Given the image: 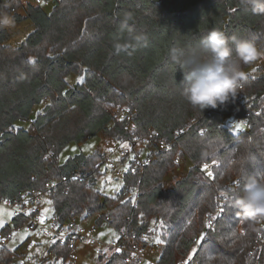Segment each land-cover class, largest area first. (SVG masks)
<instances>
[{
    "label": "trees",
    "instance_id": "16d2710c",
    "mask_svg": "<svg viewBox=\"0 0 264 264\" xmlns=\"http://www.w3.org/2000/svg\"><path fill=\"white\" fill-rule=\"evenodd\" d=\"M52 4L47 13L39 5L25 6L22 0H0V12L24 8L26 17L15 15V20L28 18L35 26L18 46L7 45L9 33L0 28V203L24 191L43 189L51 179L78 175L50 195L61 220L98 215L99 226L138 234L149 232L150 220L161 222L167 230L160 234L163 251L157 264L182 260L203 264L208 251L220 254L223 264H264V230L258 223L250 228L232 206L247 176L264 179V73L246 74L235 98L200 111L181 95L187 67L169 55L175 46L187 51L186 59L205 58L199 41L208 31L219 29L229 37L253 41L261 52L258 61L264 54V13L242 9L239 0H53ZM130 34L145 39L133 46ZM117 43L127 46L117 49ZM252 64L242 70L246 73ZM71 74L84 79L70 85ZM38 105L42 109L32 121V133L24 121H30ZM119 106L136 112L137 134L147 136L153 130L176 142L168 152L158 153L143 175L125 173L115 197H103L95 185L102 175L104 154H79L62 165L58 158L70 144L99 133L123 139L124 122L113 120ZM227 116L247 127L234 132L225 123ZM210 143L215 156L202 159ZM177 156L193 165L165 189L163 181L178 167ZM202 161L213 165L212 178L201 171ZM220 199L225 202L224 215L202 238L206 216L216 215ZM24 221L13 219L15 226ZM58 250V256L67 253L65 247ZM15 258L16 254L0 250V264ZM125 258L126 254H112L104 264H133Z\"/></svg>",
    "mask_w": 264,
    "mask_h": 264
},
{
    "label": "built area",
    "instance_id": "2783aa9c",
    "mask_svg": "<svg viewBox=\"0 0 264 264\" xmlns=\"http://www.w3.org/2000/svg\"><path fill=\"white\" fill-rule=\"evenodd\" d=\"M36 5H49L53 0H35ZM2 12V11H1ZM135 111L128 107H116L113 111V120L115 122H124V131L126 136L121 139H115L111 144L109 151L104 153L105 158L102 162V166L106 170L115 172L117 175H125L122 173L124 167H128V172L133 174L143 175L145 170L157 160V155L160 152H168L176 142V139L168 141L159 137V134L153 130H150L149 135L141 136L137 134V124L135 122ZM236 120L238 118L234 117ZM27 123V121H24ZM244 128L247 127V123H243ZM119 156V162H116L114 157ZM180 157H176V162H180ZM207 165V170H205ZM212 164L206 161L200 163L201 171L206 175L207 172H212ZM127 173V172H126ZM78 175L64 176L61 179H51L40 190L24 191L19 197L12 200H5L13 211L14 217H22L25 219L22 225L16 226L17 230H24L27 233L35 231H44L45 234L53 238L54 245L61 250V247L67 249V253L64 256H58L53 246L43 252L41 255H35L33 253V247L27 246L20 255H16L19 264H75L78 257V249L81 244L93 243L97 245L95 253L99 255L107 254H126V261L129 263H136L147 258L148 240L146 232L138 234L134 230L123 229L122 232L117 233L116 237L111 243L106 245H100L95 239L96 229L85 228L76 223L75 218L61 220L60 217L53 213L50 217H42V213L45 208V199L50 198V195L57 187L67 182L68 180L77 179ZM209 177V176H208ZM209 178H212L209 177ZM134 205H137L136 199L133 201ZM225 202L220 199L216 203L217 211L213 217L206 216V226L200 237L207 235L210 230H214L217 227V221L224 215L223 206ZM264 230V222L258 223ZM11 237L10 234L7 235ZM199 240L195 241V245H199ZM264 243V237H263ZM121 249L117 252L116 249ZM153 248V247H152ZM187 260H182L179 264H187ZM157 264V263H156Z\"/></svg>",
    "mask_w": 264,
    "mask_h": 264
},
{
    "label": "rangeland",
    "instance_id": "374dc122",
    "mask_svg": "<svg viewBox=\"0 0 264 264\" xmlns=\"http://www.w3.org/2000/svg\"><path fill=\"white\" fill-rule=\"evenodd\" d=\"M24 5L33 4L36 5L35 0H22ZM43 9L47 13H51L54 5L51 3L49 5H42ZM2 12H6L11 16L20 15L22 17H26V12L24 8L13 10L11 12L3 9ZM9 33V40L7 45L18 46L26 41L28 36L35 30V26L33 22L25 18L22 21H16L13 27L4 28ZM264 73V54L262 58L256 62H254L247 70L246 74L258 77ZM83 77H80L75 74H71L67 77V81L70 85L81 83L83 81ZM42 106L38 105L34 108L33 114L31 116L30 121L24 123V127L30 130L32 133L34 129L32 128V121L36 118L39 111H41ZM225 123L234 131L237 132L236 129L237 124H243L239 119L236 120L233 116L225 117ZM240 130V129H239ZM115 139L109 138V136L99 133L93 137H90L85 142L77 144L72 143L67 146L59 155L58 162L59 164H64L69 158H72L79 154H84L86 156H90L95 152L100 154L107 153L111 144ZM116 162H119V156L116 155L114 157ZM193 163L188 158H181L178 163V167L168 173L165 180L163 181V186L165 189H170L173 187L177 180L185 177L189 169ZM127 169V170H126ZM128 167H124L122 169V173L128 172ZM102 175L97 179L96 189L101 193L103 197H115L117 193L123 187V175H117L115 172L110 170H106L104 166H101ZM133 197L135 199L136 192L133 193ZM45 208L42 213V217H50L54 213L53 204L50 198L45 199ZM107 215V212L106 214ZM108 216V215H107ZM106 216V217H107ZM98 215L84 219L83 216H78L75 218L77 224L85 227V228H93L96 229L95 239L100 245H106L112 242V240L116 237L117 233L114 229L109 227V225H98L96 221L98 219ZM14 216L12 209L5 204L4 202L0 203V250L6 249L16 255H20L21 252L27 247H33V253L35 255H41L43 252L48 251L53 245L54 240L44 231H35L32 233H27L24 230L18 231L13 222ZM149 224V232L147 234L148 246H151L147 249V258L142 261L133 263V264H156L158 263L162 251H163V243L160 238V234H164L167 230L166 226L161 222L156 220H150ZM5 230H9L10 238L7 237V234L4 233ZM157 241H160L159 243ZM153 247V248H152ZM97 249V245L93 243H85L81 244L78 249V261L75 264H104L107 258L111 256V254H107L103 256L101 260L99 256L95 253ZM7 264V263H3ZM8 264H19L18 259L15 258Z\"/></svg>",
    "mask_w": 264,
    "mask_h": 264
},
{
    "label": "clouds",
    "instance_id": "9594fccd",
    "mask_svg": "<svg viewBox=\"0 0 264 264\" xmlns=\"http://www.w3.org/2000/svg\"><path fill=\"white\" fill-rule=\"evenodd\" d=\"M242 9H251L254 13H264V0H239ZM127 17L126 20H130ZM15 17L0 12V28L13 27ZM143 35L130 34L129 42L140 45ZM200 45L206 50L203 59H186L187 51L182 47H172L169 51L173 62L188 71L183 73L181 95L194 109L200 111L224 105L230 98H235L237 88L246 73L243 66L252 64L260 56L257 45L248 39L227 36L219 29H212L202 36ZM127 46L116 44L117 49ZM216 148L211 143L201 153L202 159L215 156ZM233 208L237 215L251 228L264 222V179L247 176L241 188V194L234 200ZM235 235V230L233 231ZM220 254L208 251L204 254L203 264H223Z\"/></svg>",
    "mask_w": 264,
    "mask_h": 264
},
{
    "label": "snow or ice",
    "instance_id": "6c2138e0",
    "mask_svg": "<svg viewBox=\"0 0 264 264\" xmlns=\"http://www.w3.org/2000/svg\"><path fill=\"white\" fill-rule=\"evenodd\" d=\"M244 126H245V125H243V124H237L235 127H236L237 130H239V129H242ZM215 162H216V161L214 160L213 163H215ZM126 170H127V169H126ZM205 170H207V165H205ZM207 175H208L209 177H211V176L213 175V173H212V172H207ZM5 203H7V201H6ZM145 239H147V238L145 237ZM157 242L159 243L160 241H157ZM116 251H117V252H120L121 249L117 248Z\"/></svg>",
    "mask_w": 264,
    "mask_h": 264
}]
</instances>
